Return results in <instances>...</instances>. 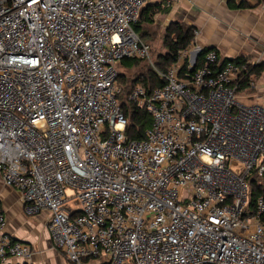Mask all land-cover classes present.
<instances>
[{"label": "built area", "instance_id": "obj_1", "mask_svg": "<svg viewBox=\"0 0 264 264\" xmlns=\"http://www.w3.org/2000/svg\"><path fill=\"white\" fill-rule=\"evenodd\" d=\"M147 2L0 0V179L73 264H264L248 181L264 173V106L237 95L257 62L208 49L191 70L186 48L159 70L134 30ZM125 59L164 80L124 99L151 117L141 139L126 135ZM5 225L0 203V264H31Z\"/></svg>", "mask_w": 264, "mask_h": 264}, {"label": "crops", "instance_id": "obj_2", "mask_svg": "<svg viewBox=\"0 0 264 264\" xmlns=\"http://www.w3.org/2000/svg\"><path fill=\"white\" fill-rule=\"evenodd\" d=\"M140 14L136 33L150 45L155 59L167 52L164 38L178 24L199 31L188 46L190 64L199 51L209 47L217 50L220 62L237 57L256 61L258 69L241 84L237 95L244 105L264 106V0H148ZM120 67L130 68L122 63ZM12 189L0 179V203L6 214L2 232L32 247L31 264H73L54 247L47 213L27 214L18 191Z\"/></svg>", "mask_w": 264, "mask_h": 264}, {"label": "trees", "instance_id": "obj_3", "mask_svg": "<svg viewBox=\"0 0 264 264\" xmlns=\"http://www.w3.org/2000/svg\"><path fill=\"white\" fill-rule=\"evenodd\" d=\"M140 19H141V14L138 22L134 24V30L136 32H139L140 30ZM192 30H193L192 27H183L178 24L174 25V27L164 38L165 45L167 46V52L162 56H160L159 58L155 59L154 65L156 66V68H158L161 71H165L170 65H172L177 61L178 53L188 48L189 44L193 39ZM208 49H215V48L213 47V48L203 49V52L201 53L194 68L201 64L203 54ZM240 59L241 58L237 57L228 61H241ZM135 61H136L135 59H125L121 61V63L123 64L124 62H130L131 64ZM224 62L226 61H223L221 63ZM186 65H187V59H185L183 69H185ZM256 69H258L257 65H254L250 69V71L254 72L256 71ZM149 72L150 73H146L145 75L141 74V77H137V79H133L132 81L124 77V74H121V72L119 73V83L122 86V92L119 96V99L123 111L126 117L128 118V123L126 126V135L130 139H141L143 137L145 129L149 127L151 124V117L148 113H146L145 110L138 109L134 105H131L130 103L129 104L126 103L124 100L126 95L130 92L131 88L136 82L143 85L146 89H152L154 87L161 86L164 83V80L156 74L153 68H150ZM246 82L247 79H243L240 83V86L241 84ZM248 181H249L250 194L252 200L251 202L254 203L257 196L264 197V173L261 177H255V176L249 177Z\"/></svg>", "mask_w": 264, "mask_h": 264}, {"label": "rangeland", "instance_id": "obj_4", "mask_svg": "<svg viewBox=\"0 0 264 264\" xmlns=\"http://www.w3.org/2000/svg\"><path fill=\"white\" fill-rule=\"evenodd\" d=\"M150 51H151V48H150ZM151 55H152V52H151ZM152 60H153L152 63H155V58L153 57V55H152ZM122 65L125 68L130 66L129 69H124V68L122 69L120 67L121 68L120 70H122V72L125 73L124 77H126L130 81H132L133 79H137V77H141V74L145 75L146 73H150L149 72L150 68H153L150 63L144 62V61H138V60H136L135 62H133L131 64H130V62H124ZM120 70H119V72H120ZM12 190H14V189H12ZM70 191L71 190L68 189L66 191V193L69 194Z\"/></svg>", "mask_w": 264, "mask_h": 264}, {"label": "water", "instance_id": "obj_5", "mask_svg": "<svg viewBox=\"0 0 264 264\" xmlns=\"http://www.w3.org/2000/svg\"><path fill=\"white\" fill-rule=\"evenodd\" d=\"M209 48H213V47H209ZM200 53H201V51L198 52V54H200ZM194 66H195L194 64L191 66V70H193Z\"/></svg>", "mask_w": 264, "mask_h": 264}]
</instances>
